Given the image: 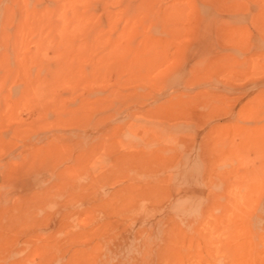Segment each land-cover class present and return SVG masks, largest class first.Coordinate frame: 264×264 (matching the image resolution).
I'll list each match as a JSON object with an SVG mask.
<instances>
[{
  "label": "rangeland",
  "instance_id": "rangeland-1",
  "mask_svg": "<svg viewBox=\"0 0 264 264\" xmlns=\"http://www.w3.org/2000/svg\"><path fill=\"white\" fill-rule=\"evenodd\" d=\"M0 264H264V0H0Z\"/></svg>",
  "mask_w": 264,
  "mask_h": 264
}]
</instances>
